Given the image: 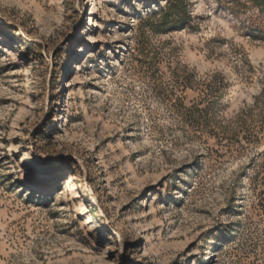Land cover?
Listing matches in <instances>:
<instances>
[{"label": "rangeland", "instance_id": "1", "mask_svg": "<svg viewBox=\"0 0 264 264\" xmlns=\"http://www.w3.org/2000/svg\"><path fill=\"white\" fill-rule=\"evenodd\" d=\"M0 264H264V0H0Z\"/></svg>", "mask_w": 264, "mask_h": 264}, {"label": "trees", "instance_id": "2", "mask_svg": "<svg viewBox=\"0 0 264 264\" xmlns=\"http://www.w3.org/2000/svg\"><path fill=\"white\" fill-rule=\"evenodd\" d=\"M168 9V8H167Z\"/></svg>", "mask_w": 264, "mask_h": 264}]
</instances>
